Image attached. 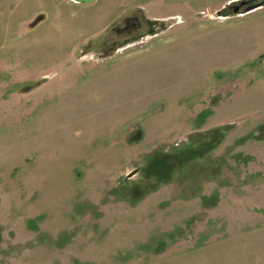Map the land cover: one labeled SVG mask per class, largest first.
<instances>
[{
    "label": "rangeland",
    "instance_id": "1",
    "mask_svg": "<svg viewBox=\"0 0 264 264\" xmlns=\"http://www.w3.org/2000/svg\"><path fill=\"white\" fill-rule=\"evenodd\" d=\"M0 264H264V0H0Z\"/></svg>",
    "mask_w": 264,
    "mask_h": 264
},
{
    "label": "bare ground",
    "instance_id": "2",
    "mask_svg": "<svg viewBox=\"0 0 264 264\" xmlns=\"http://www.w3.org/2000/svg\"><path fill=\"white\" fill-rule=\"evenodd\" d=\"M78 1V0H77ZM87 1H90V0H80L79 2H87Z\"/></svg>",
    "mask_w": 264,
    "mask_h": 264
},
{
    "label": "water",
    "instance_id": "3",
    "mask_svg": "<svg viewBox=\"0 0 264 264\" xmlns=\"http://www.w3.org/2000/svg\"><path fill=\"white\" fill-rule=\"evenodd\" d=\"M76 1V0H75ZM78 1H80V0H78ZM133 173H130L128 176H131Z\"/></svg>",
    "mask_w": 264,
    "mask_h": 264
}]
</instances>
